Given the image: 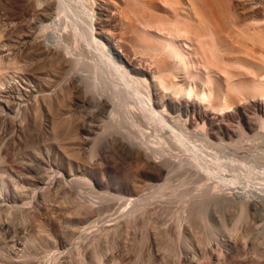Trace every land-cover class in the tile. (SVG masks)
<instances>
[{
  "label": "bare ground",
  "instance_id": "obj_1",
  "mask_svg": "<svg viewBox=\"0 0 264 264\" xmlns=\"http://www.w3.org/2000/svg\"><path fill=\"white\" fill-rule=\"evenodd\" d=\"M244 1L247 4L243 2L236 7L230 0H0L10 28L22 21L27 26L24 31L19 30L17 36L12 35L7 44H0V86L6 79L7 65L14 66L19 53L27 56V53L37 54L52 47L57 50L54 51L56 57L33 70L28 65L27 72L41 69L54 76L57 56L62 54L68 72L65 67L64 71L75 73L70 80L78 83L70 81V94L68 89L66 92L71 95L73 108L81 109L88 117L87 127L79 128L76 152L69 150L70 154L69 148L65 150L69 143L65 139L71 138L74 131L65 132L64 123L56 122L66 100L69 101L66 94L55 97L54 101L47 95L50 100H44V106L30 108L33 117L46 106L49 109L50 132L43 137L34 124H29L34 119L30 120L31 115H24L29 121V132L19 137L21 139L15 138L13 130L9 131L15 126L8 119L11 126L6 131L10 134H6V138L0 135V232L10 237L9 244L15 247L16 253L11 259L17 258V264H37V256L42 251L46 252L42 259L48 257L46 259L53 264H119L122 257V260L127 258L125 253H131L132 260L139 258L145 263L153 257L144 255L150 246L156 252L164 249L167 254H174L173 250L170 253V247L174 248L177 243L170 242L178 240L176 235L179 241L180 237L185 238L179 230L181 221L176 223L179 219L172 217V224L178 225L170 227V220L166 225L170 228L164 230L163 225L160 229L169 218L165 214L171 215L174 210L164 205L169 211L164 209L165 219L156 214L157 220L151 216L152 212H157L153 210L155 207L147 209L151 200L157 197L162 200L164 192L175 191L173 179L169 178L173 173V181H180L181 186L190 184L187 180L192 181V188L197 191L190 194L191 185V192L189 186H185V193L188 188L187 195H192L188 198L184 191H177L181 188L179 185L176 191L186 197L170 194L178 198L177 206L182 204L178 208H182L181 213L185 214L188 229L191 228L194 236L189 239L191 245L186 243L185 247L182 243L191 250V256L182 255L183 259L187 258L190 264H264L260 261L264 258V153L251 147L253 138L264 139V118L256 114V126L263 134L257 131L253 138L247 137L241 123L246 111L242 113L237 108L241 102L264 99V1ZM19 11H31L33 16L28 21L29 16L15 14ZM5 57L9 59L6 61ZM79 72L87 74L80 77V82L76 79ZM7 83L10 82L7 80ZM1 88L0 113L5 116L0 117L9 118L13 113L17 116V106L28 102L29 96L23 100L15 95L17 97L10 100L11 89ZM251 105L253 110L256 104ZM228 110L234 112L237 120L235 134L231 129L219 127L216 130L217 123L212 126L206 118L217 116L220 123L227 121V126L231 127L233 122L229 123ZM65 118L67 123V116ZM52 147L55 149L50 151ZM62 150L69 154V157L61 154L67 157L66 163L59 156ZM60 168L72 176L68 182L56 177ZM148 189H153L154 194L138 199V195L145 190L149 192ZM80 195L86 196L81 198ZM55 199L61 202L58 200L59 206L51 207ZM130 205L131 210L124 213ZM177 209L175 207L180 213ZM30 211L46 217L50 228L47 224L48 230L35 225L34 217L31 220L27 216ZM181 213L179 217L183 218ZM152 231L155 243L153 238L149 239ZM94 232L98 235L91 236ZM40 233L53 238L52 246L46 251H39L45 238L42 237L39 244L35 236ZM122 242L130 245L125 248L129 250L123 251L125 256H122V248L118 249ZM102 243H112L122 256L120 260L119 255L118 258L114 255V248L109 247L113 253L106 246L104 250ZM182 244L180 241L177 247ZM232 244L235 257L224 251ZM179 251L182 254L183 250ZM105 252L109 253L107 257ZM180 256L173 258L179 261Z\"/></svg>",
  "mask_w": 264,
  "mask_h": 264
},
{
  "label": "rangeland",
  "instance_id": "obj_2",
  "mask_svg": "<svg viewBox=\"0 0 264 264\" xmlns=\"http://www.w3.org/2000/svg\"><path fill=\"white\" fill-rule=\"evenodd\" d=\"M241 0H230V2H231V4L233 3V5L234 6H236V7H239L240 6V4L242 3L243 4V2H245L244 0H243V2L241 1V3H239ZM255 2H258L259 0H254ZM261 1V0H260ZM262 1H264V0H262ZM238 3V4H237ZM237 4V5H236ZM245 4H247V2H245ZM262 4H264V2L262 3ZM264 6V5H263ZM1 7V6H0ZM3 7V6H2ZM1 7V8H2ZM0 8V9H1ZM6 12V9H1L0 10V44L2 43V44H7L8 43V41L7 40H9L10 39V37H12V35H13V37H15V36H17L20 32H22V31H24V29L27 27L26 26V24L24 23V21H22L21 23L22 24H20V23H17V25H16V27L14 28L13 27V29L12 28H10L9 26H8V24H7V19L6 18H8V17H6V15H5V12ZM3 12H4V14H3ZM21 11H19V13L18 12H15V14L17 15V16H19V17H27V16H29V17H27V20H28V18H29V20H30V18L33 16L32 14L30 15V13H33V12H31V11H24V12H21ZM8 16H9V12L7 11V13H6ZM21 14V15H20ZM24 15V16H23ZM4 17H6V18H4ZM28 20V21H29ZM20 21V20H19ZM6 24V25H5ZM20 24V25H19ZM23 24H25V26L23 25ZM8 26V27H7ZM14 30H15V32H14ZM19 30H20V32H19ZM11 31H12V33H11ZM15 34V35H14ZM48 35V34H47ZM48 45V44H47ZM46 46H44V48H45ZM48 47H49V45H48ZM51 47V46H50ZM43 48V49H44ZM52 48V47H51ZM51 48H45L43 51H40V52H42V54L40 53V52H38L37 54L36 53H27L28 55L26 56V54H23V53H19L16 57V63H15V65L14 66H10L9 64V66L7 65V67L9 68H7L6 67V70H5V82L3 81L2 83H1V86L3 87V88H1V90H4V91H8V88H10L11 89V93L9 94L10 96H12V98H9L10 100L11 99H13V97H17L18 95H20L21 96V98L23 99V100H27L28 99V96H29V99H28V102H23L22 104H21V106L19 107V106H17L18 107V112H16V114H17V116H15L14 114L15 113H13L11 116L14 118V120L12 119V117H10V116H8L9 118H7V116L3 119V118H1L0 117V135H1V138H2V136L4 135V138H6L7 137V135L6 134H10V132L9 131H12V134L15 136V138H16V136L18 137V139H21L27 132H29V126H28V122L29 121H27L28 119H24V117L25 116H27L28 117V115H31L30 113H31V107L33 108V106H38L37 108H40V107H42V106H44V103H46L45 101L46 100H48L49 98H50V96H51V100L53 99V101L57 98V97H60V95H62V97H64V96H66V99H67V97H68V99H69V101L68 100H66V104H64L65 105V108H64V106H63V108H64V110H62L61 112H60V114H62V115H59L58 116V119H57V121L56 122H60L61 121V123H64V125H63V127H64V129L66 130L65 132H67V131H69L68 133H70V132H73V136H71V138H68V139H65V142L67 143V142H69L68 143V145H67V148L65 149V150H67L68 148V153L70 152L69 150H71V153H72V151L74 150V152H76V149H77V144H78V141H80L79 139V137H78V135H80V132L78 133V131H80V129L79 128H83V127H87L86 126V124H85V122L86 121H88V117H86L85 116V113H84V111H80L79 109H74L73 108V106H72V103H71V95L69 96V94H70V86L72 85V83H77L76 81L75 82H73L72 80H70V78L72 77V74L70 75V74H68V73H66V72H68L67 71V68L65 67V65H66V58L62 55V54H60L59 52V55L57 56V57H59V58H62L63 57V59H57L56 60V62H57V64L58 63H60V64H56V68H55V71H54V76H55V78H54V76L53 75H51V76H49V73H47V72H42L43 70H41L40 69V71L39 72H34V73H32V71L30 72V70H28L29 72H27V67H28V65H30V67H31V70H33L32 68L33 67H41L42 66V63L44 64V62H47V61H49L48 59H52V58H54V57H56V53L57 52H54V51H57V50H54L53 48H52V50H53V52L52 53H50L52 50H50ZM48 49V50H47ZM46 50V51H45ZM50 50V51H49ZM45 51V52H44ZM39 53H40V55H39ZM22 54V55H21ZM54 54V55H53ZM56 54V55H55ZM3 56L4 55H6V53L4 52L3 54H2ZM29 55H31V56H29ZM34 55H35V57L36 58H34ZM37 55V56H36ZM51 55V56H50ZM33 56V57H32ZM50 56V57H49ZM54 56V57H53ZM25 57V58H24ZM30 57V58H29ZM37 57H38V59H37ZM41 57V58H40ZM65 58V59H64ZM5 59H6V61L9 59H7L6 57H5ZM19 59V60H18ZM21 59V60H20ZM43 59V60H42ZM50 59V60H51ZM33 60V61H32ZM45 60V61H44ZM19 61V62H18ZM28 61V62H27ZM32 62V65H31V62ZM25 64H23V63ZM39 62V63H38ZM18 63H19V65L21 66H19L18 67ZM26 63H27V66H26ZM30 63V64H29ZM36 63H37V65H36ZM41 64V65H40ZM45 65V64H44ZM24 66V67H23ZM58 66V67H57ZM63 66V67H62ZM67 66V65H66ZM23 67V68H22ZM30 67H29V69H30ZM43 67V66H42ZM45 67V66H44ZM47 67V66H46ZM44 68V69H46L47 70V68ZM59 67H62V69H60ZM65 67V69H66V72L64 71L65 69H63ZM19 68V69H18ZM14 69H15V71H17V72H15L14 71ZM23 69V70H22ZM60 69V70H59ZM10 70V71H9ZM21 70H22V73H20L21 72ZM63 70V73L64 74H66V77L65 76H63V73L61 72ZM45 71V70H44ZM59 73H58V72ZM13 72L15 73V74H13ZM25 72H27V73H25ZM41 72V73H40ZM24 73V74H23ZM32 73V74H31ZM37 73V74H36ZM56 73H57V75H56ZM80 73V72H79ZM76 73L77 75H78V77L79 78H76L77 79V81L78 82H80L81 81V79H80V77H86V75L84 74L85 72H82V73ZM9 74V75H8ZM18 76H17V75ZM41 74H43L42 76H41ZM58 74H60L61 76H63L62 78H61V76L59 77L58 76ZM13 75V76H12ZM15 75H16V77H15ZM28 75V76H27ZM48 75V76H47ZM69 75V76H68ZM73 75H75V73L73 74ZM77 75H76V77H77ZM80 75V76H79ZM11 77V78H10ZM22 77V78H21ZM40 79H39V78ZM48 79H47V78ZM57 77H59V78H57ZM15 78V79H14ZM42 78V79H41ZM49 78H51L50 80H49ZM13 79V80H12ZM39 79V80H38ZM54 79V80H53ZM63 81H62V80ZM68 79H69V81H68ZM79 79V80H78ZM7 80H8V82H10V83H7ZM52 80H53V82L55 81H57L56 83L54 82H52ZM62 81V82H61ZM68 81V82H67ZM70 81H72V83L70 82ZM19 82V83H18ZM28 82V83H27ZM50 82V83H49ZM61 82V83H60ZM11 83H14V84H11ZM25 83V84H24ZM60 85H58V84ZM68 83V84H67ZM71 83V84H70ZM9 84H10V87H8L9 86ZM67 84V85H66ZM70 84V85H69ZM78 84V83H77ZM80 84V83H79ZM29 85V86H28ZM49 85V86H48ZM0 86V87H1ZM56 86V87H55ZM23 87V88H22ZM61 87H63L62 89H61ZM16 88L19 90H17L16 91ZM53 88V89H52ZM60 88V89H59ZM9 89V90H10ZM23 89H25V90H23ZM27 89V90H26ZM47 91H46V90ZM65 89V90H64ZM68 89V90H67ZM43 90V91H42ZM46 92H45V91ZM52 90V91H51ZM59 90V91H58ZM66 90H67V92H69V94H67V92H66ZM33 91V92H32ZM35 91V92H34ZM38 91V92H37ZM60 91H62V93L63 94H61V92ZM17 92H18V94H17ZM20 92V93H19ZM25 92V93H24ZM42 92V93H41ZM51 92V93H50ZM65 92V93H64ZM35 93H37V94H35ZM50 93V94H49ZM57 94H58V96H57ZM66 94V95H65ZM15 95H17V96H15ZM44 95H46V98L44 99L43 98V96ZM47 95H49L48 97H47ZM34 96V97H33ZM37 96V97H36ZM40 96V97H39ZM45 97V96H44ZM53 97V98H52ZM56 97V98H55ZM31 98V99H30ZM48 98V99H47ZM35 99V100H34ZM49 99V100H50ZM34 100V101H33ZM45 100V101H44ZM33 101V102H32ZM38 102V104H36L37 102ZM44 101V103H43V105H42V102ZM68 101V102H67ZM48 102V101H47ZM32 104V106H31V104ZM242 103L243 102H241L240 104H241V106H240V104L238 105V110L240 111V112H242V113H244L245 111V113H244V116H245V114H246V116H245V120H244V122H241L242 123V126H243V130H245V135L247 136V137H251V138H253V135H255V133L257 132V131H259V129H258V124L256 123L258 120V118H257V115L259 114L260 116H262L263 118H264V99H251V100H248L247 102L245 101L244 103H243V105H242ZM39 104H40V107H39ZM251 104H256V107L252 110L251 108H252V105ZM66 105H67V108H66ZM250 105V106H249ZM23 106V107H22ZM25 106L26 107H28V108H25ZM68 106H70V107H68ZM72 106V107H71ZM244 106H245V108H244ZM249 106V107H248ZM251 107V108H250ZM69 108H70V111H69ZM250 108V109H249ZM23 109H24V111H25V113H24V111H23ZM47 106H46V108H44L43 110H41V111H39L38 113H37V115L39 114V116H37V115H35L34 117H33V115H31V116H29L30 117V120L31 119H33V121L31 122H29V124L30 125H33L35 128H37V130H38V132H39V134H40V137L42 136H44V134H46L47 132H50V126H51V122H52V117H51V115H49L50 114V112H49V109H47ZM68 109V110H67ZM75 111H74V110ZM249 109V110H248ZM256 110V111H255ZM77 111V112H76ZM22 112V113H21ZM28 112V113H27ZM47 112V113H46ZM72 114H71V113ZM18 113H19V115H18ZM49 113V114H48ZM63 113H65V114H63ZM69 113H70V116H69ZM1 114L2 113H0V116H1ZM5 114V113H4ZM4 114H2V116L4 115ZM23 114V115H22ZM28 114V115H27ZM40 114H42V115H40ZM83 114H84V117H83ZM228 115H229V123H231V122H233V123H231L233 126H227L228 124H226V122L227 121H224L223 123H220L219 121V118L217 119V116L215 117V116H213V115H209V116H207L206 118L209 120V122H210V125H212L213 126V124H216L215 126H214V128L217 130L219 127H221V128H225V129H231L230 130V132H232V133H234L235 134V132H236V128H235V125H237L236 123H237V120H236V118H235V114H234V112H232L231 110H228V113H227ZM257 114V115H256ZM14 115V116H13ZM25 115V116H24ZM45 115H47V117L45 116ZM65 115V116H64ZM5 116V115H4ZM43 116V117H42ZM67 116V123H66V117ZM71 118H69V117ZM233 116V117H232ZM248 116V117H247ZM20 117V118H19ZM32 117V118H31ZM38 117V118H37ZM41 117V118H40ZM63 117V118H62ZM212 117V118H211ZM17 118V119H16ZM49 118V119H48ZM61 118V119H60ZM216 118V119H215ZM4 120V122H2L1 123V121L2 120ZM8 119H11L13 122H12V126L14 125L15 126V130L12 128V127H10L11 125V122L8 120ZM23 119H24V121H23ZM37 119H41L40 121L39 120H37ZM63 119H64V121H63ZM73 119V120H72ZM255 119H256V121H255ZM23 122V123H20L21 121ZM26 120V121H25ZM36 120V121H35ZM45 120V121H44ZM63 121V122H62ZM68 121H70V122H68ZM17 122V123H16ZM34 122V123H33ZM75 122V123H74ZM248 122V123H247ZM249 122H251V123H249ZM14 123V124H13ZM41 123H42V125H41ZM70 123H72V124H70ZM74 123V124H73ZM212 123V124H211ZM23 124H25L24 126H25V128H24V126H23ZM45 124V125H44ZM219 124V125H218ZM251 124L253 125L252 126V128H249V127H251ZM17 125V126H16ZM20 125V126H19ZM22 125V126H21ZM28 127H27V126ZM68 125V126H67ZM84 125V126H83ZM247 125H250V126H248L247 128H246V126ZM257 125V126H256ZM38 126V127H37ZM49 126V127H48ZM73 126V127H72ZM9 127H10V129H9ZM68 128V129H66V128ZM70 127V128H69ZM22 128V129H21ZM74 128H75V130H74ZM234 128V129H233ZM246 128V129H245ZM7 129H9V131H6ZM19 129H21V130H19ZM24 129V130H23ZM42 129H44V130H42ZM46 129V130H45ZM70 129V130H69ZM73 129V130H72ZM253 129V130H252ZM41 130V131H40ZM48 130V131H47ZM72 130V131H71ZM4 131H6V132H4ZM19 131V132H18ZM75 131H76V133H75ZM234 131V132H233ZM3 132V133H2ZM22 132V133H21ZM26 132V133H25ZM248 132V133H247ZM260 132H262V133H260ZM5 133V134H4ZM67 133V134H68ZM214 133V132H213ZM237 133H239V132H237ZM236 133V134H237ZM254 133V134H253ZM21 134V135H20ZM259 134H263V130L262 131H259ZM77 135V136H76ZM6 136V137H5ZM10 136H12V135H9V137ZM13 136V137H14ZM22 136V137H21ZM76 136V137H75ZM19 137H21V138H19ZM73 137V138H72ZM255 137V136H254ZM258 137H260V136H258ZM0 138V139H1ZM75 138H76V140H75ZM256 139H252L253 140V142L251 143V147H252V149H256L259 153L260 152H263L264 153V139L263 138H261V139H259V138H257V137H255ZM42 139V138H41ZM67 140V141H66ZM72 140H74V142L72 141ZM21 141V140H20ZM59 141H61V140H59ZM64 141H61V143H63ZM2 143V142H1ZM77 143V144H76ZM80 143V142H79ZM60 144V143H59ZM76 144V145H75ZM72 145V146H71ZM79 145V144H78ZM69 146V147H68ZM255 146V147H254ZM257 146V147H256ZM66 147V146H65ZM76 147V148H75ZM79 147V146H78ZM71 148V149H70ZM75 148V149H74ZM55 148H53L52 147V149L50 150V151H53ZM65 150L61 153H59L60 155V157L63 155V153H64V156H67V157H69L68 155L70 154H67V152H65ZM262 153V154H263ZM43 154H45V151H44V153ZM62 154V155H61ZM66 154V155H65ZM81 155V152H80V154H79V156ZM64 156H62L63 158V160L65 161L64 163H66V158L67 157H64ZM87 156V155H86ZM44 157L46 158V155H44ZM88 157V156H87ZM86 157V158H87ZM87 160V159H86ZM49 161V160H48ZM87 162H88V160H87ZM12 163H10V165H11ZM86 164H88V163H86ZM184 167V166H183ZM66 169H67V166H66ZM82 173V172H81ZM90 175V174H89ZM91 176V175H90ZM90 176H89V179H90ZM98 176L100 177V174L98 173ZM174 174L172 173V175H170L169 176V178H172L173 180H174ZM56 177L58 178V179H60V180H64V181H66L67 180V182L70 180V178L72 177V176H69L68 175V171L66 170L65 171V169H59L58 170V173H56ZM171 179V180H172ZM176 179V178H175ZM170 180V181H171ZM172 180V185L174 186V188H175V191H176V189H178L177 188V186H179L180 185V181H179V183H177V181L175 182V181H173ZM187 180V179H186ZM184 180V182H187V183H190V184H188V185H184V186H181V188H180V186H179V188L180 189H178L177 191L178 192H182V191H184V194L185 195H187L188 193H190L191 192V188H192V185H193V188H194V184L192 183V181H190L189 182V180ZM92 182H93V180H92ZM175 183V184H174ZM176 184H178V185H176ZM192 184V185H191ZM189 185H191V188H190V186ZM52 185H50V187H51ZM173 186L171 187V188H173ZM187 187V186H189L188 188H189V191H187V189H186V193H185V189H184V187ZM46 187V186H45ZM44 187V188H45ZM185 187V188H186ZM170 188V189H171ZM193 188H192V191L193 192H191L190 194H192V193H196L197 191L196 190H193ZM149 190V189H148ZM180 190V191H179ZM172 191V190H171ZM170 192L169 190H167V192H164V196H163V199L161 200V198H158V200H157V198H155L154 199V201L153 200H151V204L150 205H148L147 207V209L149 210V209H153L154 207H155V209H153L156 213H154L153 214V210H151V216L153 215L154 217H153V219H156L157 218V220L159 219L158 217H160L161 218V215L163 216V218L165 219V216H168L169 218L171 217V219H169V218H167L166 220H167V223H166V221H165V223H163L161 226H159V228L161 229L162 227H163V225H165V228L163 227L162 229H167L166 227H169V226H166V225H168V223H170V220H172V222H171V225H170V227H174L175 225H178V224H176V223H179L180 221H181V227H180V229L179 230H181V232L182 233H184L183 234V237L185 236V238L184 239H186L187 237H189L190 235H191V237H189L188 239H186V241H184V239L183 238H181L180 237V241H181V244L182 243H184V246H185V244L188 246V245H191V244H189V242H191L190 240H192V237H194V236H192V230H191V228L190 229H188V227H189V224H187L186 223V221H185V217H184V213H181L182 211H181V209H179L178 207L180 206V204H179V201H178V206H177V204H175V200H177L180 196L182 197L184 194L183 193H181L182 195H179L180 193H178L177 191L176 192ZM152 193L154 194V191H153V189H150L149 190V192L147 191V190H145V192L142 194H140V195H138V199H144V198H148V196H151L152 195ZM167 193H168V195H169V197H168V195H167ZM177 194L178 196H176V197H178L177 199H176V197H174V196H171L170 194ZM172 194V195H173ZM193 194V195H194ZM183 196V197H186V196ZM83 196H86V195H83ZM82 195H80V197L82 198L83 197ZM156 196H158V195H156ZM190 196V195H189ZM189 196L187 195V197L189 198ZM192 196V195H191ZM191 196H190V198H191ZM171 197V198H170ZM84 198H87V199H89V197H84ZM164 198H166V200L164 199ZM168 198H170L169 200H170V202H168L169 200H168ZM172 198H175V199H172ZM161 201H160V200ZM185 199V198H184ZM187 199V198H186ZM59 200V201H58ZM149 200V201H150ZM172 200H174L173 202H171ZM55 201H56V199H55ZM57 201L58 202H61V200L60 199H57ZM56 201V202H57ZM81 201H83L82 199H81ZM94 202H96V206L97 205H99V203H97V200L95 201V200H93ZM166 201H167V203H166ZM53 202H54V200H53ZM50 203V206L51 207H53V206H59V204H58V202H57V204H56V202H54V203ZM99 202V201H98ZM106 202V201H105ZM105 202H102V203H105ZM154 202V203H153ZM161 202H163V204L161 203ZM153 203V204H152ZM169 203V204H168ZM172 203L173 204H175L174 205V207L173 206H171L172 205ZM177 203V202H176ZM53 204H55V205H53ZM153 205V206H152ZM158 205H159V207H158ZM169 209H171V210H174V211H171L170 209V211H171V213L172 214H175V212L177 213L178 211H176L175 210V207H176V209L178 208L179 209V212L181 213V216L183 217V218H180L179 216H180V213H177L176 215H170V214H165V213H167L169 210L165 207V206ZM173 207V209L170 207ZM131 206L132 205H130V207H127V209H125L124 210V213H126L128 210L130 211L131 210ZM150 206H151V208H150ZM163 206V207H162ZM181 206H182V204H181ZM157 207V208H156ZM165 207V208H164ZM157 209V210H156ZM161 209V211L162 212H160L159 210ZM164 209H166L167 210V212H164ZM177 209V210H178ZM159 211V212H158ZM163 212H164V214H165V216H164V214H163ZM174 212V213H173ZM40 213V212H39ZM39 213H37L36 215H33V213H31V211L29 212V214L27 215L31 220L33 219V217H34V224L35 225H37V226H40L39 228H41V229H47L48 227L50 228V226L48 225L50 222L49 221H47L46 220V217H43V216H40L39 215ZM137 214L139 213V211L138 212H136ZM136 213H134L133 215L135 216L136 215ZM170 213V212H169ZM157 214V216L160 214V216H156L155 217V215ZM184 214V215H183ZM33 215V216H32ZM132 215V216H133ZM31 216V217H30ZM175 216H177L176 217V220H177V218L179 219L174 225L172 224L173 223V219H172V217L174 218ZM36 218V219H35ZM129 218V217H128ZM162 219V218H161ZM163 219V220H164ZM181 219V220H180ZM184 219V220H183ZM36 220V221H35ZM168 220H169V222H168ZM175 220V221H176ZM183 221V222H182ZM185 221V222H184ZM36 222V223H35ZM159 222H161L162 223V220H159ZM164 222V221H163ZM109 224H110V222H108ZM112 223V222H111ZM184 223V224H183ZM47 224V228L45 227V225ZM107 223H105V225H106ZM160 224V223H159ZM183 224V225H182ZM108 225V224H107ZM173 225V226H172ZM186 225H188V226H186ZM184 228H183V227ZM169 227V228H170ZM48 228V229H49ZM168 228V229H169ZM47 229V230H48ZM160 229H158L157 231H160ZM183 229V230H182ZM187 229V230H186ZM39 230V229H38ZM156 231V232H157ZM185 231V232H184ZM190 232V234H189V232ZM153 232V231H152ZM180 232V233H181ZM98 233H99V231H98ZM181 233V234H182ZM192 233V234H191ZM41 234V235H40ZM39 235H37L36 234V236H35V238H36V240L38 241V243L39 244H41L40 243V241L43 239L42 237H44L45 236V238H44V242H43V240H42V245L40 246V249H39V251L40 250H47V249H50V247L52 246V243H53V241H52V239L53 238H51L50 237V234H42V233H40ZM92 234L94 235V234H97V233H91L90 235L92 236ZM46 235H48V236H46ZM98 235V234H97ZM152 237H149V239H152L153 238V240H152V242L153 241H155V233L153 232L152 233ZM90 236V237H91ZM40 237V238H39ZM42 238V239H41ZM89 239V238H88ZM176 239H178L176 242L173 240V242L171 243L170 242V244H176L177 243V245H178V243H179V245H180V241H179V237L176 235ZM190 239V240H189ZM13 240H14V238H13ZM189 240V241H188ZM150 241V240H149ZM179 241V242H178ZM182 241H184V242H182ZM175 242V243H174ZM10 243V237H7L6 235H3V233L2 232H0V249H1V251L3 252V257H1L0 258V264H17L18 262V259L17 258H13V259H16V261L14 260L13 261V259H11L12 257H13V255H15V253H16V251H14V248L15 247H12L11 246V244H9ZM48 243V244H47ZM123 243V242H122ZM120 244L119 246H118V249H119V247H121L122 248V254L124 253V252H126V250L128 249H126L125 250V248H126V246L127 247H129L130 245H128L127 243L126 244ZM153 243H155V242H153ZM103 244V248L106 246V248L108 247H112V243L111 244H108V243H102ZM151 244V243H150ZM169 244V245H170ZM9 245H10V248H9ZM45 245V246H44ZM51 245V246H50ZM116 245V244H115ZM148 245H149V242L147 243V247H148ZM177 245H174V248L175 249H177L178 248V251L179 250H183V252H184V250H185V252L183 253V252H181L182 254H179V252L177 251V250H175L174 248H173V246H171L170 247V253H171V251L173 250V252L175 251H177L176 253L178 254V255H181L180 256V258L179 259H181V260H179V261H177V258L176 257H174L173 258V256H177V254L176 255H174L175 254V252H174V254L172 253L171 255H169V252H168V254L165 252V250L164 249H161L162 251H160L159 250V252H156L155 251V249H153L151 246H150V248H149V250L147 249V252L145 251L144 253V255H146L147 256V258L148 257H150L149 255H151V256H153V257H151V259L150 258H148L149 260H147L145 263L146 264H190L189 262H187L185 259H187V258H189V256H191V250H189V248H185V247H187V246H183V244L181 245V246H179V247H177ZM46 247V248H45ZM48 247V248H47ZM110 247V248H111ZM115 246L113 245V247L112 248H114ZM190 247V246H189ZM231 247V248H230ZM234 249H233V248ZM42 248V249H41ZM44 248V249H43ZM108 249V250H111V249ZM120 248V249H121ZM168 248L169 247H166L165 249H167L168 250ZM227 249H222V251L224 250L225 251V253L226 254H229V256H233V257H235L236 256V253L233 251V250H235V245H228L227 247H226ZM115 249V248H114ZM114 249H112V250H114ZM117 249V248H116ZM115 249V251H114V255L118 258L119 256V260H120V258L122 257V256H125L124 254L121 256V254L119 255V253H118V249L116 250ZM124 249V250H123ZM155 251V254H154V251ZM190 251H188V250ZM45 250V251H46ZM104 250H105V248H104ZM107 250V249H106ZM111 250V251H112ZM129 250V249H128ZM164 250V251H163ZM168 250V251H169ZM186 250L188 251V253L186 252ZM38 251V252H39ZM117 251V252H116ZM124 251V252H123ZM232 251V252H231ZM236 251V250H235ZM42 252V251H41ZM41 252H39V254H38V256H37V258L39 257V261H38V263L37 264H53V263H51V261H49V260H47L48 259V257H45V258H43V259H45V260H47V261H49V263L47 262V261H45V260H43L42 259V257H43V255L44 254H46V252L44 253H41ZM108 252H110V251H108ZM108 252H105V255H106V257L109 255V253ZM129 252V251H128ZM153 252V253H152ZM162 252H164V253H166V255L164 254V253H162ZM235 254H234V253ZM261 252H262V250H261ZM260 252V253H261ZM263 252H264V250H263ZM107 253V254H106ZM112 253H113V251H112ZM116 253H118V254H116ZM130 253V252H129ZM149 253H152V254H149ZM157 253H160V254H158L157 255ZM224 252H223V254H225ZM40 254H42V256L40 255ZM90 254V253H89ZM126 254V256L125 257H127V258H125V260H122V259H124V257H122L121 258V260L119 261V262H122V263H119V264H125V262H126V260L129 258V257H131L130 255H131V253H130V255L129 254H127V253H125ZM214 255L216 254V252L215 253H213ZM263 253H261V255H262ZM7 255V256H6ZM112 255V254H111ZM119 255V256H118ZM127 255H129V256H127ZM163 255V256H162ZM169 255V256H168ZM185 255V257H187V258H184L183 259V256ZM10 258H9V257ZM40 256H41V259H40ZM132 256H133V254H132ZM262 256H264V254L262 255ZM165 257V258H164ZM47 258V259H46ZM171 259V260H169V259ZM175 258H176V261H175ZM9 259V260H8ZM132 259H134V256L133 257H131L130 258V260L128 259L127 261H129V263L130 264H145L144 262H141L142 260L141 259H139V258H135V260H137V262L135 261V260H132ZM132 260V261H131ZM151 260V261H150ZM184 260V261H183ZM264 261V258L263 259H261L260 261ZM9 261V262H8ZM37 260H35V262H36ZM62 261V260H61ZM140 261V262H139ZM150 261V262H149ZM186 261V262H185ZM124 262V263H123ZM132 262V263H131ZM176 262V263H175ZM128 262H126V264H129ZM34 264V263H33ZM55 264H58L57 262L55 263ZM61 264V263H60ZM113 264V263H112ZM192 264H195V262L193 263L192 262Z\"/></svg>",
  "mask_w": 264,
  "mask_h": 264
}]
</instances>
